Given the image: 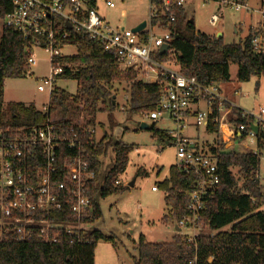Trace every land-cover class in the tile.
<instances>
[{
  "label": "built area",
  "instance_id": "2783aa9c",
  "mask_svg": "<svg viewBox=\"0 0 264 264\" xmlns=\"http://www.w3.org/2000/svg\"><path fill=\"white\" fill-rule=\"evenodd\" d=\"M108 8L116 6L115 0H102ZM190 0H149V16L139 31L134 27L116 26L98 10V0H11L13 9L4 22L21 33L29 42L27 63L35 65L39 58L35 50H43L50 61V73L40 78L39 90H47L49 101L43 108L48 112L52 93L61 88L60 79H74L80 64L69 59L78 54L80 39L101 43L111 52L124 71L135 72V80L156 83L159 99L156 108L148 112V119L157 122L162 118L173 121L175 128L169 130L176 146V166L184 173H194L195 187L190 192L186 213L175 221L173 227L184 236L189 248H196L203 232L202 215L206 200L213 196L221 176L216 155L206 149L194 137L183 135L189 116L195 124L208 125L215 108L218 114L212 118L219 125L223 142L228 139H249L257 143V132L251 123L264 133V107L257 110L240 108L220 89V84L201 83L195 76L185 75L174 58L162 60L157 54L171 52L173 29L181 11ZM203 5L209 0H201ZM216 11L209 21L217 25L224 6L240 10L246 7L243 0H215ZM261 22L251 33L254 50L264 52V0H261ZM122 16L126 12L122 11ZM170 47L160 52L164 44ZM73 46L77 54H65L63 48ZM29 72V71H28ZM27 72V73H28ZM77 81V79H74ZM78 83V81H77ZM78 87V84H77ZM195 99L206 100L207 109L191 110ZM241 110L246 122L235 125L234 110ZM192 113V114H191ZM81 117V118H80ZM65 125L63 115L51 112L46 122L26 126L0 123V242H29L39 238L54 243L65 235L70 241L82 243L90 239L85 232L95 229L91 220L95 206L91 197V185L98 172L91 166V151L100 140L97 126L88 123L84 116ZM228 129L226 133L224 127ZM258 130V131H259ZM242 132H246L243 137ZM64 147L71 153L64 156ZM108 174V172H107ZM107 174H99L101 184ZM116 184H122L120 179ZM123 185V184H122ZM153 189H158L153 186ZM59 212L67 219H57ZM194 257L190 263H194Z\"/></svg>",
  "mask_w": 264,
  "mask_h": 264
},
{
  "label": "trees",
  "instance_id": "16d2710c",
  "mask_svg": "<svg viewBox=\"0 0 264 264\" xmlns=\"http://www.w3.org/2000/svg\"><path fill=\"white\" fill-rule=\"evenodd\" d=\"M90 2L94 5L96 0ZM12 9L11 0H0L2 19ZM182 12L177 22L171 25L172 51L157 54L158 58L176 59L185 75L195 76L203 84L230 81L231 62L238 64L240 81H249L252 76H264V52L254 50L251 33L244 39L227 43L223 35L217 37L198 30L194 18L187 19ZM28 44L21 33L3 22L0 26V123L14 126L39 124L46 122L53 112L63 115L62 122L65 125H70L81 115L88 123L96 125L97 111L111 112L116 106L114 82L132 81L135 77L133 71L119 70L115 56L106 51L101 43L80 39L78 54L69 58L80 64L79 69L73 75L63 76L77 79L76 95L55 88L48 112L39 110L33 103L13 102L4 108L6 78L23 77L30 69L27 63ZM159 90L156 83L138 80L132 82L130 110L140 113L155 109ZM76 113L79 114L76 116ZM217 114L218 110L215 108L207 125V130L212 133L219 131L217 123L212 120ZM233 115L231 121L235 125L246 122L241 110L235 109ZM149 129L163 142L167 139L174 142L167 130L156 127V122H152ZM242 135L244 137L246 132H242ZM256 137L257 152L227 150L221 140L218 146L211 149L218 159L221 180L216 193L206 200L202 221L204 226L215 232L202 234L197 240L196 248H189L183 235L174 236L169 242H150L141 234L137 245L138 256L134 257L135 264H264V210L261 209L264 193L258 178H255L261 151L264 149V133L261 129ZM109 147H113L115 154L113 165L104 181L99 184L101 157ZM133 149V144L121 140L114 142L107 133L94 147L89 148L91 166L98 172L90 192L95 206L92 221L102 215L99 196L120 194L126 189V186L115 182L126 170L129 153ZM63 152L66 156L71 150L64 147ZM233 166H238L246 179H249L244 191L237 188ZM196 181L194 173H184L176 165H171L169 177L161 181L158 187L166 192L165 201L169 209L163 217L165 222L178 221L183 217ZM55 215L57 219L69 218L59 212ZM227 225H230V229L224 230ZM85 236L90 240L82 243L72 242L65 235L54 243H47L39 238L23 243L0 242V264H96L95 249L98 241L112 237L96 228L86 231ZM194 257L196 261L190 263Z\"/></svg>",
  "mask_w": 264,
  "mask_h": 264
},
{
  "label": "rangeland",
  "instance_id": "374dc122",
  "mask_svg": "<svg viewBox=\"0 0 264 264\" xmlns=\"http://www.w3.org/2000/svg\"><path fill=\"white\" fill-rule=\"evenodd\" d=\"M115 2V7L108 8L102 0H98L99 12L113 25L134 27L139 21L148 19L149 0H115ZM260 4L261 0H248L246 7L240 10L232 6H224L217 25H212L209 21L211 14L216 11L215 0H209L204 5L201 0H190L185 7L189 16L194 18L198 30L212 36H217L214 32L220 30L224 34V40L230 43L244 39L260 26L262 20L258 11ZM123 10L126 12L125 16L121 14ZM3 22L4 19L0 17V26ZM63 52L74 55L77 54V48L67 46L63 48ZM35 54L39 60L31 66V70L25 76L6 78L4 108L13 102L33 103L43 108V105L49 101L48 91L39 90L38 84L42 76L50 73V61L43 50H35ZM230 73V81L221 83L224 94L242 109L257 110L260 106L264 107V76H252L249 81H240L238 64L235 62L230 64ZM57 84L72 93L78 89L77 81L74 79H60ZM113 92L116 95L114 109L111 112L96 113L98 137L101 139L107 133L109 136L113 135L114 142L122 140L133 144L134 149L129 153L126 170L119 175L126 189L120 194L98 198L102 215L93 226L112 238L98 241L95 262L96 264H135L134 257L138 256L137 245L141 234H144L150 242H169L174 236H182L178 229L175 230L173 227L175 221L163 220L169 209L165 201L166 192L162 188L158 191L153 190V186L159 187V183L169 177L171 165L177 164V151L173 141L167 139L163 142L152 130L140 127V121L149 124L152 121L148 119V110L140 113L130 110V80L114 82ZM201 107L208 108L206 100H202ZM78 114L76 113V116ZM187 122L188 126L184 129L183 135L194 137L210 151L212 147L219 145L221 140L219 132L208 131L206 124L197 126L193 116H189ZM156 127L168 131L173 130L175 124L167 118H162L156 122ZM242 143L243 141L227 150L246 152L256 147V144L249 139L244 143L250 149L244 148ZM114 156L113 147H109L106 154L101 157L102 177L111 169ZM232 170L237 179V188L244 191L249 179H246L238 166H233ZM255 178H258L261 191L264 193V149L261 152L259 170ZM262 202L261 209L264 210V199ZM223 229L229 230L230 225ZM203 232L209 234L215 231L203 226Z\"/></svg>",
  "mask_w": 264,
  "mask_h": 264
},
{
  "label": "crops",
  "instance_id": "0c3cea01",
  "mask_svg": "<svg viewBox=\"0 0 264 264\" xmlns=\"http://www.w3.org/2000/svg\"><path fill=\"white\" fill-rule=\"evenodd\" d=\"M183 14H185L186 15V17H187V19H189V18H191L190 16H189V14H188V11H187V8L185 7L184 9H183V12H182ZM144 21V20H143ZM143 21H139V22H143ZM138 22V23H139ZM137 23V24H138ZM136 24V25H137ZM136 25H134V26H136ZM219 32H221L220 30H217L216 32H214V34L216 35V34H218ZM250 33H252V32H250ZM211 35V34H210ZM222 35L224 36V34L222 33ZM78 84V83H77ZM220 86V89H221V91L223 92V89H222V87H221V84L219 85ZM224 93V92H223ZM226 95V94H225ZM227 96V95H226ZM228 97V96H227ZM201 105H202V100L200 99H195L194 101H193V103H192V105H191V110H192V112L193 111H196L197 109H202V107H201ZM192 114V113H191ZM143 121H140L139 123H140V126H141V123H142ZM218 125V124H217ZM218 129H219V125H218ZM209 131V130H208ZM168 132H169V130H168ZM219 132V131H218ZM219 134H220V132H219ZM173 138H174V136L172 135V134H170ZM112 136V138H113V135H111ZM222 136H221V134H220V138H221ZM224 139L227 141V142H223V139L221 138V141L224 143V145H225V148L226 149H230V147H234L237 143H240L241 141H243V147L244 148H246V149H250L248 146H247V144H245L244 143V141L245 140H242V139H234V140H232V139H228V136L225 134V136H224ZM122 141V140H121ZM124 142V141H123ZM254 144H256V147L254 148V149H250V151H253V152H257V151H259L258 150V148H257V143L256 142H254ZM212 147V146H211ZM262 152V151H261ZM159 189V188H158ZM158 189H153V190H155V191H158ZM99 202V201H98ZM175 229V228H174ZM176 230V229H175Z\"/></svg>",
  "mask_w": 264,
  "mask_h": 264
},
{
  "label": "water",
  "instance_id": "95a60500",
  "mask_svg": "<svg viewBox=\"0 0 264 264\" xmlns=\"http://www.w3.org/2000/svg\"><path fill=\"white\" fill-rule=\"evenodd\" d=\"M145 25H146V21L144 20L141 24H139L138 26L134 27L133 30H134V31H139V30H141ZM220 36H222V32H219V33L217 34V37H220ZM169 47H170L169 44H167V43L164 44V45L161 47L160 52H161V53L165 52ZM250 125H251V127H252L256 132H258L259 127H258L257 125H255V124H253V123H251ZM140 127H141L142 129H149L150 124H149L148 122H146V121H143V122L141 123V126H140ZM131 184H133V182H131Z\"/></svg>",
  "mask_w": 264,
  "mask_h": 264
},
{
  "label": "bare ground",
  "instance_id": "6f19581e",
  "mask_svg": "<svg viewBox=\"0 0 264 264\" xmlns=\"http://www.w3.org/2000/svg\"><path fill=\"white\" fill-rule=\"evenodd\" d=\"M224 129H225L226 133H228V132H229V131H228V129L226 128V126L224 127Z\"/></svg>",
  "mask_w": 264,
  "mask_h": 264
}]
</instances>
